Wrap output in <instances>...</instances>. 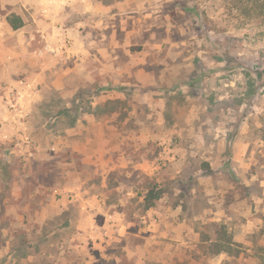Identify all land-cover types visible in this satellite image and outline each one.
<instances>
[{
  "label": "rangeland",
  "instance_id": "obj_1",
  "mask_svg": "<svg viewBox=\"0 0 264 264\" xmlns=\"http://www.w3.org/2000/svg\"><path fill=\"white\" fill-rule=\"evenodd\" d=\"M102 1L120 14L0 82V264H264L262 19Z\"/></svg>",
  "mask_w": 264,
  "mask_h": 264
},
{
  "label": "crops",
  "instance_id": "obj_2",
  "mask_svg": "<svg viewBox=\"0 0 264 264\" xmlns=\"http://www.w3.org/2000/svg\"><path fill=\"white\" fill-rule=\"evenodd\" d=\"M78 1L80 3H76ZM8 4L1 9L5 12L0 11V82L32 73L29 68L34 69L37 61L40 64L44 57L48 59L57 55L56 33L74 36L81 26L90 22L96 26L103 23V12L112 16L120 14L111 9L115 3L102 0H9ZM12 15L16 17L17 28L11 26ZM38 52L41 56L37 55ZM38 68L42 70L41 67L36 70Z\"/></svg>",
  "mask_w": 264,
  "mask_h": 264
},
{
  "label": "trees",
  "instance_id": "obj_3",
  "mask_svg": "<svg viewBox=\"0 0 264 264\" xmlns=\"http://www.w3.org/2000/svg\"><path fill=\"white\" fill-rule=\"evenodd\" d=\"M228 4L231 6V11H235L238 13V16L244 19H250L252 17L261 18L262 23L264 24V0H228ZM13 28H17L15 23H11ZM215 42V41H214ZM219 40L215 47L218 46ZM224 61L226 58H222ZM222 59H219L221 61ZM257 66V65H255ZM249 68V67H248ZM253 68V67H251ZM163 192L159 188V186L155 183H150V188L147 190V193L143 197V204L145 209H150L155 205V202L160 200L162 197ZM224 245H214L215 250L212 251V256H219V255H228V256H235L238 254V251L233 248L235 244L233 243L231 238L223 237L222 238ZM204 241H212L211 239H206ZM176 263V260H173ZM170 264V263H168ZM173 264V263H172Z\"/></svg>",
  "mask_w": 264,
  "mask_h": 264
},
{
  "label": "built area",
  "instance_id": "obj_4",
  "mask_svg": "<svg viewBox=\"0 0 264 264\" xmlns=\"http://www.w3.org/2000/svg\"><path fill=\"white\" fill-rule=\"evenodd\" d=\"M37 55H38V56H41V52H38ZM19 83L22 84L23 81L20 80Z\"/></svg>",
  "mask_w": 264,
  "mask_h": 264
}]
</instances>
